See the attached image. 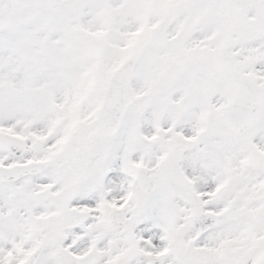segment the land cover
Segmentation results:
<instances>
[{
  "label": "snow or ice",
  "instance_id": "obj_1",
  "mask_svg": "<svg viewBox=\"0 0 264 264\" xmlns=\"http://www.w3.org/2000/svg\"><path fill=\"white\" fill-rule=\"evenodd\" d=\"M0 264H264V0H0Z\"/></svg>",
  "mask_w": 264,
  "mask_h": 264
}]
</instances>
